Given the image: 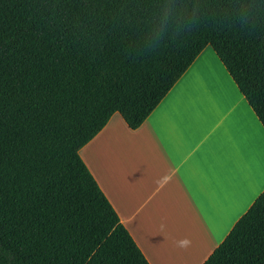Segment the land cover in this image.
<instances>
[{"label":"trees","instance_id":"trees-1","mask_svg":"<svg viewBox=\"0 0 264 264\" xmlns=\"http://www.w3.org/2000/svg\"><path fill=\"white\" fill-rule=\"evenodd\" d=\"M206 46L264 129V0H0V264H148L78 151ZM202 264H264V189Z\"/></svg>","mask_w":264,"mask_h":264},{"label":"crops","instance_id":"crops-1","mask_svg":"<svg viewBox=\"0 0 264 264\" xmlns=\"http://www.w3.org/2000/svg\"><path fill=\"white\" fill-rule=\"evenodd\" d=\"M78 154L148 264H202L264 189V129L210 47L136 129L114 113Z\"/></svg>","mask_w":264,"mask_h":264},{"label":"clouds","instance_id":"clouds-1","mask_svg":"<svg viewBox=\"0 0 264 264\" xmlns=\"http://www.w3.org/2000/svg\"><path fill=\"white\" fill-rule=\"evenodd\" d=\"M190 243L191 242L187 238H185V239L178 241L177 246L181 247V248H185V247H188L190 245Z\"/></svg>","mask_w":264,"mask_h":264},{"label":"rangeland","instance_id":"rangeland-1","mask_svg":"<svg viewBox=\"0 0 264 264\" xmlns=\"http://www.w3.org/2000/svg\"><path fill=\"white\" fill-rule=\"evenodd\" d=\"M207 48H209L208 46H206Z\"/></svg>","mask_w":264,"mask_h":264}]
</instances>
